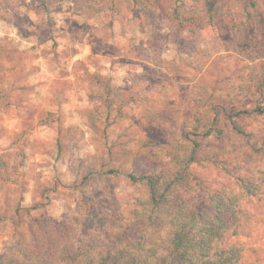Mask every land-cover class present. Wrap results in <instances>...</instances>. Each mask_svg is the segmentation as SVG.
<instances>
[{
	"label": "rangeland",
	"instance_id": "obj_1",
	"mask_svg": "<svg viewBox=\"0 0 264 264\" xmlns=\"http://www.w3.org/2000/svg\"><path fill=\"white\" fill-rule=\"evenodd\" d=\"M202 1L192 15L183 0L197 18L177 24L143 0H0V259L44 216L77 223L101 251L121 247L133 231L108 225L134 207L127 175L167 169L199 121L222 130L195 138L222 159L189 165L179 195L201 213L213 192L251 183L219 244L264 264V0L210 17Z\"/></svg>",
	"mask_w": 264,
	"mask_h": 264
},
{
	"label": "trees",
	"instance_id": "obj_2",
	"mask_svg": "<svg viewBox=\"0 0 264 264\" xmlns=\"http://www.w3.org/2000/svg\"><path fill=\"white\" fill-rule=\"evenodd\" d=\"M141 1V0H133ZM160 9L163 17L177 24L193 22L180 8L183 0H143ZM192 15H199V1L191 0ZM254 6L250 0H245ZM219 2L220 4H217ZM210 17L212 7L225 8L227 0H205L200 3ZM173 10L167 11V8ZM259 30L264 31V11L259 14ZM193 127L192 137L186 136L175 144L172 162L167 169L141 176L128 174L137 197L126 216L118 215L109 223L111 234L133 238L114 251L96 248L90 235L80 236L77 223L58 226L48 217L30 223V243L19 238L14 252L0 259V264H239L241 251L237 247L224 249L219 243L227 232L236 234L242 214V200L255 195L251 183L241 182L234 190L215 191L203 212L182 200L179 193L188 187L187 168L191 164H217L223 149L207 147L195 138L219 140L222 130L215 124L200 129ZM212 126V122H211Z\"/></svg>",
	"mask_w": 264,
	"mask_h": 264
}]
</instances>
